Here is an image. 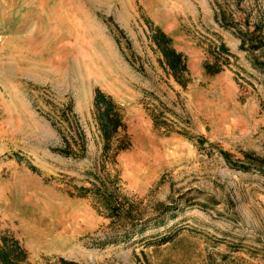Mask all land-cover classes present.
I'll list each match as a JSON object with an SVG mask.
<instances>
[{
	"label": "rangeland",
	"instance_id": "obj_1",
	"mask_svg": "<svg viewBox=\"0 0 264 264\" xmlns=\"http://www.w3.org/2000/svg\"><path fill=\"white\" fill-rule=\"evenodd\" d=\"M96 88L122 109L117 154ZM78 131L85 149L59 153ZM1 235L27 264H264V0H0Z\"/></svg>",
	"mask_w": 264,
	"mask_h": 264
},
{
	"label": "trees",
	"instance_id": "obj_2",
	"mask_svg": "<svg viewBox=\"0 0 264 264\" xmlns=\"http://www.w3.org/2000/svg\"><path fill=\"white\" fill-rule=\"evenodd\" d=\"M150 40L160 55L159 61L161 65L178 84L185 86L189 74L187 58L183 52L174 46L172 37L160 27H155L150 35ZM242 43H245L244 40ZM223 54H230V52L221 45V50L214 54V60L203 63L205 74L215 75L224 69L226 59ZM93 117L103 142L104 152H108L112 148L114 141H116L114 154L130 146V140L126 134L122 138H118L120 132L126 129L121 107L110 94H107L99 88L94 90ZM63 141V146L57 151L64 156H70L77 151H83L85 149V137L81 131L76 132V135L70 138L64 137ZM101 203L112 213L111 215L118 212L115 206H113L112 200L107 195H105ZM26 260L27 253L17 239L6 235L0 236V264H27ZM61 264L80 263L62 259Z\"/></svg>",
	"mask_w": 264,
	"mask_h": 264
}]
</instances>
